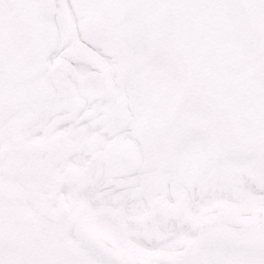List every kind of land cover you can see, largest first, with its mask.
Segmentation results:
<instances>
[{
    "label": "snow or ice",
    "instance_id": "1",
    "mask_svg": "<svg viewBox=\"0 0 264 264\" xmlns=\"http://www.w3.org/2000/svg\"><path fill=\"white\" fill-rule=\"evenodd\" d=\"M77 2L133 19L144 10L192 9L239 10L253 17L251 51L226 64L230 74L247 75L254 67L253 86L238 93L242 108L250 107L254 115L243 122L244 139L212 136L210 128L219 124L209 118L204 97L214 96L216 89L200 64L185 62L190 52L178 58L166 47H155L149 67H161L151 78L154 83L130 98L121 94V85L106 83L113 58L81 32V18L74 13L69 27L60 15L72 0H0V264H264V211L255 224L241 225L219 207L250 203L264 209V0ZM38 24L49 25L54 37L40 32ZM78 45L89 55L76 53ZM129 46L134 47L131 40ZM214 57L208 52L204 59ZM57 62L71 73L69 93L77 105L63 112L47 108L40 123L62 117L56 131L79 137L81 174L32 184V158L6 150L13 143L9 122L32 110L29 71L47 76ZM140 70L141 65L129 66L125 86ZM232 93L237 90L229 89ZM63 101V95L55 96L56 104ZM164 113L170 119L162 120ZM184 113L194 118L186 120ZM234 120L239 125L241 114ZM161 132L218 145L209 161L215 179L208 172L191 179L196 173L189 165H162L153 144L154 134ZM166 173L181 182H161ZM9 184L18 186L19 194H11ZM37 191L46 196L43 209L34 202ZM22 213H35V223L26 225ZM209 214L215 218L205 220ZM219 229L228 234L221 236Z\"/></svg>",
    "mask_w": 264,
    "mask_h": 264
},
{
    "label": "flooded vegetation",
    "instance_id": "2",
    "mask_svg": "<svg viewBox=\"0 0 264 264\" xmlns=\"http://www.w3.org/2000/svg\"><path fill=\"white\" fill-rule=\"evenodd\" d=\"M81 18L79 28L92 45L101 49L113 58V65L105 72L106 83L110 88L121 85L119 91L122 95L129 97L130 87L135 76L144 70L156 71L161 66L152 65L153 49L155 47H166L178 58L185 52L191 55L185 56L186 63H196L202 66V70L211 76L208 80L215 86L214 96H205L204 102L208 106L210 119L215 120L219 127L210 128V135L221 136L233 142L244 139V123L249 120L254 112L250 107L242 108L240 96L246 88L252 87L251 73L254 67L248 69L247 75L231 73L226 60L235 59L246 55L251 51V44L255 36L253 17L241 13L239 27L235 28L228 15L219 14L215 10H144L139 19H133L127 14L119 11L97 10L85 8L72 0V7L67 5L60 15L66 24L72 26L73 14ZM38 30L49 38L54 37V32L47 24H38ZM217 35V36H216ZM134 47L129 46V41ZM75 52L89 55L86 46L78 45ZM208 52H214L215 57L205 60ZM90 62L96 63V58L90 56ZM142 66L132 77L131 84L125 86L128 80V69L131 64ZM99 67V65H97ZM33 77L27 95L30 98L32 110L23 116H12L9 128L13 132V143L6 147L11 154L23 153L32 158L33 169L36 178L28 182L32 184L47 185L54 180L67 181L81 174L76 163L80 139L74 133L56 131L62 117H57L51 124L40 123V113L47 108H54L57 112L65 109L75 108L77 99L69 93V82L67 77L71 75L67 66L62 62L49 69V75L37 77L34 72L29 71ZM229 89H236L237 93L228 94ZM210 92L211 89H206ZM56 95H63L64 101L56 104ZM14 95L9 94V102L14 101ZM241 114V123L238 125L234 116ZM192 113H184V119H193ZM162 120L170 119L168 113H164ZM240 129V130H237ZM202 147L203 158L193 165L196 175L191 179H199L208 172L210 179H215V172L210 171V157L213 152H218V145L202 140H192ZM187 139L175 135H166L161 132L154 134L153 144L155 157L158 161L166 160L170 165H184L177 160L183 148L191 143ZM228 170L226 169V172ZM160 181L169 185L180 183V178L166 173ZM9 192L19 194V187L8 185ZM35 204L38 208L45 207L46 196L36 192ZM26 225H33L37 219L35 213H22ZM228 233H221V236Z\"/></svg>",
    "mask_w": 264,
    "mask_h": 264
},
{
    "label": "rangeland",
    "instance_id": "3",
    "mask_svg": "<svg viewBox=\"0 0 264 264\" xmlns=\"http://www.w3.org/2000/svg\"><path fill=\"white\" fill-rule=\"evenodd\" d=\"M216 12H218L219 14H223V12H225L224 10H215ZM242 12L239 10H227L226 14H228L231 17V20H233V22L237 21L239 19V16ZM240 130V129H237ZM169 162H167L166 160L163 162V165H170L168 164ZM178 184V183H176ZM175 184V185H176ZM11 194L16 195V192L11 191ZM252 205L250 203H244V204H238V205H229V204H223L220 206L221 210L230 214L231 216L235 217L236 220L239 222V224L241 225H252L255 224L257 222V215H258V208H253L251 209ZM247 210V214L245 213V211ZM262 211V209H261ZM215 216H208L207 218L204 217L205 220H212L214 219ZM219 234L224 233L225 231L223 229H219L218 230ZM122 249V248H121ZM122 252L127 253V249L123 248V250H121Z\"/></svg>",
    "mask_w": 264,
    "mask_h": 264
},
{
    "label": "water",
    "instance_id": "4",
    "mask_svg": "<svg viewBox=\"0 0 264 264\" xmlns=\"http://www.w3.org/2000/svg\"><path fill=\"white\" fill-rule=\"evenodd\" d=\"M209 75V74H208ZM147 75L145 72H142V74H140L135 82H134V89L136 90L137 93H135V95H137L138 93H144L146 92V90L148 89V85L153 84L154 82L152 80H149V82H146ZM148 84V85H147Z\"/></svg>",
    "mask_w": 264,
    "mask_h": 264
}]
</instances>
